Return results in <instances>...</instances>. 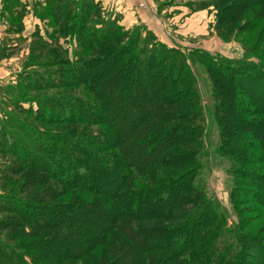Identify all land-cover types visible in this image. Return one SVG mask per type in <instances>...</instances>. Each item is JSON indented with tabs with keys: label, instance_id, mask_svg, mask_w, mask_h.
I'll return each mask as SVG.
<instances>
[{
	"label": "trees",
	"instance_id": "1",
	"mask_svg": "<svg viewBox=\"0 0 264 264\" xmlns=\"http://www.w3.org/2000/svg\"><path fill=\"white\" fill-rule=\"evenodd\" d=\"M59 1L55 4L50 1L47 6L51 13H61V19L60 15L52 16L57 20L56 24L65 26L49 34L51 42L44 39L41 33L35 35L68 54L67 49L53 43V40L64 32L70 33L71 28L76 32L79 45L72 53L74 58H66V66L70 71L69 79L77 82L72 87L78 93L58 90L40 95L34 98L40 108L32 110L30 116L38 122H74L82 124L83 128L47 130L27 124L11 114L5 123L0 121V151L12 157L1 165L2 170L13 175L32 174L26 177L22 187L24 196L0 195V214H5L0 220L1 230L13 225L19 228V223L26 231L30 229L40 235L62 234V238L85 236L89 232L85 238H91L94 247L109 244L111 248L99 258V264H252L253 254L248 249L253 248L255 243V252L261 254L263 238L245 232V222L235 212L237 208L233 195L231 207L235 219L232 220L231 211L210 193L208 184L199 179L203 172L200 158L205 155L206 133L196 123L204 122V118L199 113L201 99L195 68L192 69L181 57L172 56L171 53L180 48L168 47L161 42L165 50L149 51L142 44L138 47L135 37L132 40L129 36L135 59L138 57L147 64H152L154 60L153 66H161L166 74L169 71L174 73L167 87L175 90L176 94L168 93L160 99L168 102L169 106L183 107L169 111L152 103L153 109L148 107L149 111H144L146 103L143 109L137 111L140 115L138 127L130 128L125 134L118 117H112L106 108L104 101L107 99L93 101L85 96L81 86L102 96L99 89L111 81L112 85L117 82L114 85L117 86L119 72L121 78L131 77L135 73L134 65L138 72L142 73L143 68L135 60L132 65L126 62L123 69L120 65H113L112 71L103 75L104 70L100 71L95 62H103L105 57L98 61L88 59L84 35L80 37L78 31L76 18L81 23V30L90 15L86 11L80 15L81 10H71L70 1L58 4ZM206 3L211 6L222 4L221 0H202L200 5L206 6ZM42 8L39 14L45 15L46 8ZM34 11L37 13L36 7ZM221 19L223 22V16ZM94 22L97 24L98 21ZM98 26L92 27L88 35L94 48L105 51L108 43L122 33H119V28ZM70 34L75 36V33ZM121 49L115 50L113 55L121 54ZM201 63L214 81L220 102V109L215 115L221 120L217 155L231 163L228 172L234 176L235 188L242 186L245 193L254 190L250 198L262 202L264 169L248 168L243 164H264L263 144L255 140L262 135L246 131L247 125L255 128L264 120L245 118L248 114H263L260 107L252 115L250 108L254 105L250 101L258 90V87L252 86L255 85L254 80H264V60L229 62L206 57ZM45 81L34 90L44 87L55 89V81ZM67 82L66 79L60 81L58 88L64 90ZM125 82L120 80L114 97H128L120 91ZM233 89L239 98L233 97L229 91ZM174 97L177 101H170ZM182 164L187 165L182 173L171 176L170 167L181 168ZM137 176H143L145 181L136 182ZM243 190L237 189L236 194L237 191L243 194ZM68 196L75 199L66 200ZM87 196L91 200H86ZM96 208L105 212L110 209L114 215L110 226L101 231L84 226L77 218L94 217ZM77 244L45 235L43 241L35 243L30 249L35 253L38 250L44 252L49 258L66 264L69 260L77 261L84 257L86 250L91 248L87 243L79 253ZM15 248L0 238V264H28L19 252H14ZM86 255L89 256L88 253ZM261 255L264 260V251Z\"/></svg>",
	"mask_w": 264,
	"mask_h": 264
},
{
	"label": "rangeland",
	"instance_id": "2",
	"mask_svg": "<svg viewBox=\"0 0 264 264\" xmlns=\"http://www.w3.org/2000/svg\"><path fill=\"white\" fill-rule=\"evenodd\" d=\"M50 1H53L55 4L58 0H0V71L2 75H7L9 73L8 76L2 78L3 83H1L2 86L0 87V121H6L8 115L11 114L16 118H20L21 121L37 128L57 131L82 129L83 126L79 123H45L35 121L33 117L30 116L32 110H37V107H39V103L34 101V98L40 95L47 94L51 91L56 92L58 90L78 93L77 89L72 87L76 86L75 83L77 82L73 83L72 79H69L70 71L66 66V58H74L72 53L79 45L78 35L76 32H73L71 28L70 33H75V36H72L69 32H64V34L58 36L56 40H53V43L60 44V46L67 49L68 54L58 48V46H51V44H49V42H51L49 34L52 32L55 33L56 28L65 26L61 23L56 24L57 20H54L52 15L56 17L61 13L58 11L57 15L54 11L51 13L50 7L47 6ZM66 1H68L67 3L70 1V4H72V7H69L71 10H81L79 13L80 15L86 11L90 15L89 18H87L88 22L84 25L86 29L83 27V29L79 30L81 23L79 19L76 18L78 21L77 26L79 27L78 31L80 32V37L84 35L83 42L84 44L86 43V48L88 49L86 50L89 56L88 59H97L98 61L101 60V57H105L103 58V62H95L96 66L100 68V71L104 70L103 75L110 73V71H112L111 68L114 67L113 65H120L123 69L126 62L132 65L135 60L138 61L137 64L139 67L141 66L143 68V72L141 73L135 69L136 66L134 65L133 69L135 73L131 77L122 76L121 78L119 77V72L116 76L118 77L116 80L118 81L117 86H114L117 82L112 85L113 82L111 81L107 83V85L104 84L103 88L101 87L99 89L102 96L101 94L99 95L94 91L88 90L86 86H81V89L86 92L85 96L87 98L96 102L103 98L107 99L104 101L106 108L109 109L112 117H118L120 128L122 126L125 134L128 133L130 128L133 127V129H135L140 124V115L137 112L139 108L143 109L144 106L147 105L144 111H149L148 107L153 109L152 103H155V105L159 106L161 109L169 111H176L179 107H183L179 104H177L179 107L174 105L169 106L168 102L160 99V96L167 95L168 93L176 94L175 90L167 87L168 82L173 79L174 73L169 71L168 74H166L161 66L158 65L157 67V64L153 66L154 60L152 64H147L138 57L135 59L134 54L131 53L133 50L129 45V36L132 37V40L135 37L136 43L139 45L138 47H141L142 44L144 48L149 51L153 49L165 50L160 45L162 41L156 37V23L151 26L152 28L138 22L131 27H125L121 24V13L116 9L115 2H111L110 8L109 6L105 8L103 0H60L58 4H62ZM154 1L158 5L157 11L164 21L159 20L157 22L161 31L165 32L168 29L171 33L170 38H175L173 39L174 42L178 40L179 42L181 41V44L186 46L193 43L198 46L195 48H201L193 49L192 47H188L189 49H184L180 47V49H175L176 51L171 53L172 56L181 57L182 60L188 62L192 69L195 68L196 73H194L197 74L199 78L198 94L201 99L199 113L202 114L204 122L198 121L196 123L200 124L206 133L205 155L200 158V160L202 159L203 172L199 179L203 184H208L210 193L231 211L232 220L235 219V213L232 211L231 207L233 195L237 208V210H234L238 212L237 214H239L242 221L245 222V232L263 238L261 240H264V198H262V202H259V200L255 198H250L254 190H247L245 193L242 186L235 188L236 185H233L235 180H232L234 176L228 172L231 163L221 158V155H217L221 120L220 118H216L215 115L220 109V102L213 84L214 81L210 77L206 66L201 63L206 57H211L213 60L217 58L218 60H226L229 62L264 60V0H221L222 4L220 6H211L207 3L206 6H201L202 0ZM125 2H129L130 5H134L136 8H146L145 3L136 0H125ZM120 3L121 2L118 4L120 5ZM35 7L38 10L37 13L34 11ZM42 7L46 8V12L44 10V13H46L45 15L39 14L43 10ZM222 16L223 22L221 19ZM61 17L62 15H60V19ZM94 21H98L97 24ZM160 23L163 25H160ZM98 25L119 28V33H122V35H119L113 42L111 40L108 43L107 47H105V51H99L94 48L90 42L91 37L88 35L90 29L92 27H99ZM18 29L20 30L19 32L16 31ZM40 33L44 39L49 40L48 43L44 39H39L36 36ZM172 39H168L169 43ZM118 49H121V54L118 53L113 55V52ZM105 52H108L109 55H106ZM206 54H209V56ZM110 55H112V57L109 59L108 57ZM165 67L164 65V68ZM158 68L161 69L156 72ZM85 75L86 74H84V76ZM72 78L73 81H76L73 76ZM46 79L55 81L54 83L57 84L55 85V89L44 87V89L38 88L39 90H34L38 85L45 84ZM64 79L68 80V82L63 88L64 90H62L58 88V84ZM119 79L127 81L125 82V86L122 87V89L120 88V91L125 93L128 97H114V92H116L120 84ZM253 83L255 85L252 86L258 87V90L255 92V96L253 95L254 98L250 95V97L253 98L250 102L254 105V107L250 108V113L253 115V113H256L261 107L263 114H260V116H251L248 114L245 118L251 121H258V119L263 121L264 80L259 78V80H254ZM229 91L232 92L233 97L239 98L237 97L238 93H234V89L233 91ZM151 97L153 98L152 101ZM170 101L176 102L177 100L174 97ZM240 129L241 128H239V130ZM246 129L247 132L253 131L256 134H261L262 138H256L255 140L258 144H263L264 147V122L255 128L247 125ZM11 159L12 157L9 154L0 151V195L9 194L24 196L22 187L25 184L26 177L28 178L32 174L18 173L13 175L5 173L1 165ZM243 165L248 168L264 169V164L253 165L245 163ZM185 167H187L185 164H182L181 168L171 166V176H179ZM163 171H165V169ZM140 181H145L143 176H137L136 182L141 183ZM237 189L243 190V194L239 191H237L236 194ZM74 199L73 196H68L66 198V200L71 201ZM86 200H91V198L87 196ZM45 215L48 216L50 214ZM4 217L5 214H0V220L4 219ZM91 217L92 216L89 217L88 215L86 217L77 218L82 220L81 223H83L84 226H90L100 231L106 227L108 228L112 223V219H114L113 212L110 209L108 212H105L104 210H99V208L94 210V217ZM18 226L19 228L13 225L11 228L1 230L2 227L0 223V238L7 240L9 245L16 247L14 252L16 254L19 252L18 254L24 257L28 264H61L49 258L44 252L38 250V253H35L32 252L33 250L31 251L30 247L35 243L37 244L43 241L45 235L53 236L55 240L65 239L68 243L72 242V245L78 243L79 245L77 244V247L79 248V253L81 249L83 250V245L87 243L91 245V248L86 250V254L88 253L89 256L85 254L86 256L84 255V257L77 261L69 260L70 262L66 264H99V258L101 259V256L107 251H111L109 244L106 246L94 247V241L91 238H85L89 232H86V234H84L85 236L75 235L73 237L62 238V234L47 233L40 235L35 231L31 232L30 229L26 231L25 228L20 227L21 225L19 223ZM62 242L65 244V241ZM250 249H248V251H251L253 254V258L251 259L252 264H264L260 263L264 261L261 257L263 256L261 254H263L264 247H262V245L260 247L261 254L255 252V243L253 244V248Z\"/></svg>",
	"mask_w": 264,
	"mask_h": 264
},
{
	"label": "crops",
	"instance_id": "3",
	"mask_svg": "<svg viewBox=\"0 0 264 264\" xmlns=\"http://www.w3.org/2000/svg\"><path fill=\"white\" fill-rule=\"evenodd\" d=\"M104 4H105V8H107V6H111V2H115L116 3V9L121 13H119L121 15V24L125 27H131L132 25H134L135 23H141L142 25H147L150 28H152L151 26H153L154 23H156V31L154 29V31L156 32V37H158V39H160L162 41V43H164L165 45H167L168 47H174V48H184V49H189L188 47H192L193 49L196 46L193 43H190V45L186 46L181 44V41L179 42L177 40V42H174L173 39L175 38H170L171 33L168 31H161V29L158 27L157 22L159 20L163 21L162 16L158 13L157 11V7L158 5L156 4V2L154 0H136L139 1L141 3H145V9H141V8H136L134 5H130L129 2H125V0H103ZM130 1V0H129ZM119 2L120 5L118 4ZM154 2V3H153ZM155 6V7H154ZM164 12V11H163ZM194 13V12H191ZM171 14V12H170ZM169 18V17H168ZM164 22V21H163ZM160 25H163L160 23ZM169 40L172 39V41L169 43ZM195 49H201V48H195ZM9 73L7 75H2L1 71H0V87L2 86L1 83H3L2 78L8 76Z\"/></svg>",
	"mask_w": 264,
	"mask_h": 264
}]
</instances>
